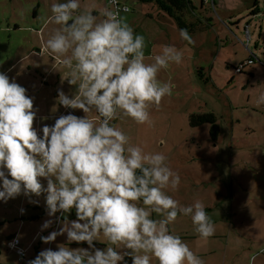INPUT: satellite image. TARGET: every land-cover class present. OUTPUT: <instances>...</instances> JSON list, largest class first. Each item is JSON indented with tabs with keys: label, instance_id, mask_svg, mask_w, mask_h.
Returning a JSON list of instances; mask_svg holds the SVG:
<instances>
[{
	"label": "clouds",
	"instance_id": "clouds-1",
	"mask_svg": "<svg viewBox=\"0 0 264 264\" xmlns=\"http://www.w3.org/2000/svg\"><path fill=\"white\" fill-rule=\"evenodd\" d=\"M110 3L114 8H105L103 18L80 11L81 0L51 4L48 21L59 27L45 47L61 59L69 70L68 82L77 89L71 97L60 90L57 101L85 116L69 113L52 125L34 127V99L0 72V202L21 194L45 195L49 219L41 231L54 223L60 227L40 239L51 244L66 236V243L41 250L28 264H128L126 257L131 264H152L153 259L156 264H203L169 225L178 215L190 216L195 231L207 240L215 226L205 205L197 200L180 206L166 191H177L181 184L166 156L131 145L112 123L128 117L151 124L150 107L159 108L174 87L157 74L170 64H181L183 52L163 45L159 54L146 57L145 37L121 16L119 0ZM180 36L190 39L186 30ZM258 102L264 103V96ZM92 112L98 118H91ZM73 211L76 219H68ZM100 241L107 246L97 247ZM73 243L88 247L72 248Z\"/></svg>",
	"mask_w": 264,
	"mask_h": 264
},
{
	"label": "rangeland",
	"instance_id": "rangeland-1",
	"mask_svg": "<svg viewBox=\"0 0 264 264\" xmlns=\"http://www.w3.org/2000/svg\"><path fill=\"white\" fill-rule=\"evenodd\" d=\"M52 2L0 0V72L27 89L39 120L67 115L66 108L58 104L59 91L43 86L45 69L53 64L49 50L42 55L37 52L59 27L53 22L46 24ZM192 2L193 12L185 17L190 39L185 40L177 22L156 4L119 0L120 9H129L121 11V16L135 33L145 37L146 57L159 54L163 45H173L183 52V61L157 74L158 80L174 87L159 108L150 107L151 124L140 125L128 117L112 123L129 137L131 145L166 156L165 163L181 177L177 191H166L180 206L197 200L205 205L215 226L214 235L207 240L195 231L190 216L178 215L169 225L203 264H264V103L258 102L264 96V0ZM105 8H114L110 0H81L80 11L90 10L100 18ZM31 51L35 52L29 54ZM251 58L253 63L244 66ZM53 108L57 110L53 112ZM211 115L214 119H198ZM42 183L47 186L46 180ZM30 199L38 203H30ZM34 206L42 209L38 215L46 212L45 195L29 198L21 194L0 202V259L5 264H28L32 258L29 251L23 263L9 248V227L17 232L22 223L36 225L21 230L24 239L33 238V234L38 237L36 249L42 242L40 236L59 230L60 224L54 223L41 231L49 217L35 222L27 219ZM21 209L25 217L19 213ZM20 218L24 220L20 222ZM153 218L160 217L153 213ZM54 243L56 250L57 245L66 243V236H59ZM95 243L99 248L107 246L106 241ZM42 248L38 250L47 249L48 244ZM125 259L131 264L130 257Z\"/></svg>",
	"mask_w": 264,
	"mask_h": 264
},
{
	"label": "crops",
	"instance_id": "crops-1",
	"mask_svg": "<svg viewBox=\"0 0 264 264\" xmlns=\"http://www.w3.org/2000/svg\"><path fill=\"white\" fill-rule=\"evenodd\" d=\"M37 9H39V6L36 8V10H35V12H34V17H35V19H37L38 18V16H39V11L37 10ZM257 12L259 11V9H257L256 10ZM52 15V14H51ZM50 15V16H51ZM49 21H48V19H47V22H46V24L48 23ZM45 24V25H46ZM249 25L247 26V29L249 30ZM44 28V26L39 30V32H41V30ZM249 33V32H248ZM50 35V34H49ZM250 35V34H249ZM249 38V37H248ZM249 39H251V38H249ZM45 44H46V41L45 42H42V45H43V47H42V49L43 50H38L37 52L38 53H40L41 55L45 52V53H47L46 51V47H45ZM257 46H258V44H256ZM35 51H31V52H29V54H31V53H34ZM50 52V51H49ZM48 52V54L49 55H51L50 57L52 58V62H53V64H51L50 65V68H46L45 70H46V73H45V75H43L42 76V81L44 82V84H43V86H49V87H51V88H53L54 90H55V92H57V91H60V90H64V91H66V92H68V95L71 97V96H73L75 93H76V91H77V89H76V86H73V85H71L69 82H68V79H69V76L67 75V73H68V69L67 68H65L63 65H62V62H61V59L60 58H58L57 56H55L54 54H52L51 52L49 53ZM40 55V56H41ZM69 55H70V53H69ZM27 56V55H26ZM26 56H24V57H22V58H20V59H18V61L16 62V64L17 63H20V62H22L25 58H26ZM252 58H255V57H252ZM251 58V59H252ZM257 58V57H256ZM56 60H58V63L56 62L55 63V61ZM13 67V66H12ZM37 69L38 70H40L38 67H37ZM42 87V86H41ZM72 89V92H69L70 90ZM36 105V104H35ZM34 105V106H35ZM38 106H39V103L37 104ZM67 109V108H66ZM66 109L64 110V112L66 113V114H69V113H67V111L69 112V110L67 109V111H66ZM63 112V113H64ZM70 113H72V114H75V115H77V116H85L86 114L82 111V110H74L73 109V112H70ZM89 116L91 117V118H93V119H96V118H98V113H96V112H92V113H89ZM44 118V117H43ZM36 119V120H34V127H39V124H40V128H42L43 127V125L44 124H48V125H52V124H54L55 122H52L51 123V120H56L55 118L56 117H54V116H52V117H50V118H48V119ZM40 210H42V209H38V207H36V206H34V209H33V212H30L28 215H27V219H29V220H32L33 222H35V221H39V220H42V219H46V218H48V216H47V214H46V212H45V210H43L44 211V213L42 214V215H38L37 214V212H39ZM21 212V210L19 211V213ZM25 212V211H24ZM23 212V213H24ZM23 215V217H25L24 215L25 214H22ZM68 219H71V220H75V214H74V212H72V217L70 218H68ZM24 219L23 218H20L19 219V221L21 222V221H23ZM8 221V220H7ZM14 221H18V219H14ZM43 221V220H42ZM33 223H29V224H25L24 225V223H22L21 225H20V229H19V231H17V232H14V227H9V230H8V241H11L14 237H18L19 238V240H20V247H21V249H23L24 251H25V253H26V256H25V260H22L21 259V257L17 254V252H16V255L18 256V258H20V260L23 262V263H26L25 261H27V259H28V257H29V254H28V252L29 251H31V257L32 258H30V259H28L29 261L31 260V259H34L37 255H38V253L41 251V250H38V249H41L42 247L44 248V245H45V243H43V241L41 242V244L39 245V248L38 249H36L35 248V245H36V241H37V239H38V237L36 236V235H34L33 234V238H28V239H24V238H22L21 237V235H22V233H23V231L24 230H26V229H28V228H32V226H36V225H32ZM21 230H23L22 232H21ZM21 233V234H20ZM9 245V244H8ZM84 245V244H83ZM54 246H55V243L53 242V243H51V244H48V248H51V249H53V250H55V248H54ZM1 247H2V249H3V246H0V250H1ZM70 247H82V245H80V244H75V243H73V244H71L70 245ZM10 248V247H9ZM42 248V249H43ZM11 249V248H10ZM32 249H35V253H33V251H32ZM12 250V249H11ZM0 255H2V253H0ZM27 263H28V261H27ZM0 264H5V262L2 260V259H0Z\"/></svg>",
	"mask_w": 264,
	"mask_h": 264
},
{
	"label": "trees",
	"instance_id": "trees-1",
	"mask_svg": "<svg viewBox=\"0 0 264 264\" xmlns=\"http://www.w3.org/2000/svg\"><path fill=\"white\" fill-rule=\"evenodd\" d=\"M144 3H154L159 9L168 14L171 18H173L180 29L186 30V15H191L193 12V2L192 0H140ZM201 120H211L214 119V116H206L199 117Z\"/></svg>",
	"mask_w": 264,
	"mask_h": 264
},
{
	"label": "built area",
	"instance_id": "built-area-1",
	"mask_svg": "<svg viewBox=\"0 0 264 264\" xmlns=\"http://www.w3.org/2000/svg\"><path fill=\"white\" fill-rule=\"evenodd\" d=\"M124 8H122L121 11H123ZM253 61H254L253 59H250V61L246 62L244 64V66H247V65L253 63ZM239 72H240V70H239ZM67 109L69 110V112H73V109H70V108H67ZM17 238L18 237H14L10 241L9 246L12 250H15L17 252V254L21 257L22 260H25L26 253L23 249L20 248V240L18 239V241H17ZM14 241H17V242L13 245Z\"/></svg>",
	"mask_w": 264,
	"mask_h": 264
}]
</instances>
